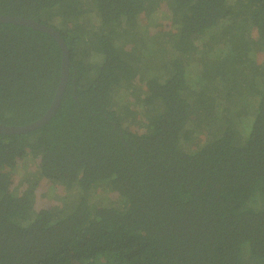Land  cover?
<instances>
[{
  "label": "trees",
  "instance_id": "16d2710c",
  "mask_svg": "<svg viewBox=\"0 0 264 264\" xmlns=\"http://www.w3.org/2000/svg\"><path fill=\"white\" fill-rule=\"evenodd\" d=\"M0 15L57 30L69 62L52 116L0 132V264H264V0ZM61 66L52 35L0 21V124L40 118Z\"/></svg>",
  "mask_w": 264,
  "mask_h": 264
},
{
  "label": "water",
  "instance_id": "95a60500",
  "mask_svg": "<svg viewBox=\"0 0 264 264\" xmlns=\"http://www.w3.org/2000/svg\"><path fill=\"white\" fill-rule=\"evenodd\" d=\"M0 21L25 25V26H29L33 29L46 32L55 38V40L58 42V44L60 45L61 50H62L61 77H60V81H59L58 87L56 89L55 95L53 97V100H52L49 108L47 109V111L40 118H38L37 120H35L29 124H26V125L10 126V125L0 124V132L1 133H6V134L23 133V132L33 130V129L43 125L52 116V114L55 112L56 108L58 107L62 93H63V89H64V85L66 82V77H67V72H68V63H69L68 62V51H67V47H66L62 37L58 33V31L55 30L54 28H52L51 26L42 24L38 21L29 19V18H21V17H17V16H7V15H0Z\"/></svg>",
  "mask_w": 264,
  "mask_h": 264
},
{
  "label": "rangeland",
  "instance_id": "374dc122",
  "mask_svg": "<svg viewBox=\"0 0 264 264\" xmlns=\"http://www.w3.org/2000/svg\"><path fill=\"white\" fill-rule=\"evenodd\" d=\"M46 187H41L40 189H38L37 191V195H39L40 193H43L45 192L46 190V193L44 195V198L48 199V202L50 201L51 198H53L56 194L60 195L62 194V191L60 188H50V186H48V189Z\"/></svg>",
  "mask_w": 264,
  "mask_h": 264
}]
</instances>
